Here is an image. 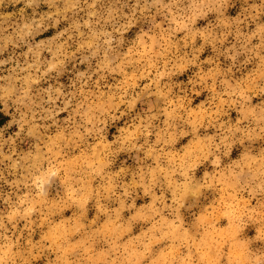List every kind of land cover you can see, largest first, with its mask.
<instances>
[{"label":"clouds","instance_id":"obj_1","mask_svg":"<svg viewBox=\"0 0 264 264\" xmlns=\"http://www.w3.org/2000/svg\"><path fill=\"white\" fill-rule=\"evenodd\" d=\"M0 264H264V0H0Z\"/></svg>","mask_w":264,"mask_h":264}]
</instances>
